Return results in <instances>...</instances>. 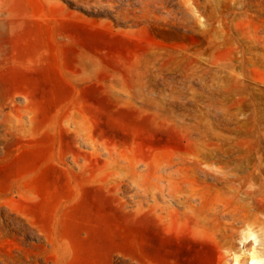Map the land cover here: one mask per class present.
<instances>
[{
	"label": "rangeland",
	"instance_id": "374dc122",
	"mask_svg": "<svg viewBox=\"0 0 264 264\" xmlns=\"http://www.w3.org/2000/svg\"><path fill=\"white\" fill-rule=\"evenodd\" d=\"M165 1L0 0V264L264 255V0Z\"/></svg>",
	"mask_w": 264,
	"mask_h": 264
},
{
	"label": "bare ground",
	"instance_id": "6f19581e",
	"mask_svg": "<svg viewBox=\"0 0 264 264\" xmlns=\"http://www.w3.org/2000/svg\"><path fill=\"white\" fill-rule=\"evenodd\" d=\"M159 1L162 5L166 3L165 0ZM250 237L251 235L249 232L245 233L241 238V243L244 244ZM231 261H233L234 264H264V255H259L254 251L253 248H248L242 251L239 255L233 256Z\"/></svg>",
	"mask_w": 264,
	"mask_h": 264
}]
</instances>
